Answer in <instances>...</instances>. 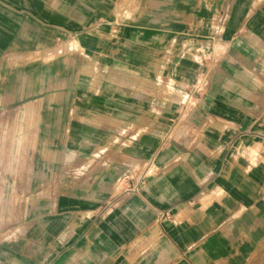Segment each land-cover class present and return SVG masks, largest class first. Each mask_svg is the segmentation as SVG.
<instances>
[{
	"label": "crops",
	"instance_id": "0c3cea01",
	"mask_svg": "<svg viewBox=\"0 0 264 264\" xmlns=\"http://www.w3.org/2000/svg\"><path fill=\"white\" fill-rule=\"evenodd\" d=\"M0 264H264V0H0Z\"/></svg>",
	"mask_w": 264,
	"mask_h": 264
},
{
	"label": "built area",
	"instance_id": "2783aa9c",
	"mask_svg": "<svg viewBox=\"0 0 264 264\" xmlns=\"http://www.w3.org/2000/svg\"><path fill=\"white\" fill-rule=\"evenodd\" d=\"M200 91V88L196 90V92H199ZM138 189V186H134L131 188L132 191H137ZM167 221V220H170V216L167 215L166 212H160L157 214V221Z\"/></svg>",
	"mask_w": 264,
	"mask_h": 264
}]
</instances>
